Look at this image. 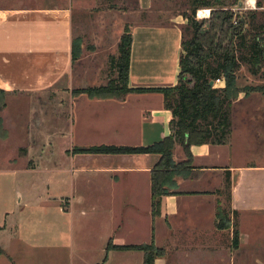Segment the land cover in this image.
<instances>
[{
  "label": "crops",
  "instance_id": "obj_1",
  "mask_svg": "<svg viewBox=\"0 0 264 264\" xmlns=\"http://www.w3.org/2000/svg\"><path fill=\"white\" fill-rule=\"evenodd\" d=\"M75 2L0 0V89L8 96L16 92L69 96V127L59 128L61 118L51 127L61 135L67 133L69 148L146 147L170 137L172 116L164 109L161 94L129 93L108 99L73 94L100 87L84 83L100 80L94 68L83 74L74 70ZM173 24L132 29L129 88L176 85L181 30L178 22ZM117 56L116 47L115 54L107 57L108 66ZM169 65L172 75L165 81ZM140 68L156 70L154 85L138 76ZM105 76L110 80L117 74L113 70ZM20 125L16 123L15 129ZM90 134L105 138L96 141ZM228 146H192L190 168L174 177L173 194L161 198L155 217L151 172L159 161L157 155H66L65 146L61 153L69 167L67 162L53 165L41 154L33 168L14 169L9 164L13 178L34 173L43 179L38 194L30 188L17 189V198L0 201V264H143L141 251L107 250L109 242L114 246L153 243L164 250L154 264H264V246H249V236L240 231L241 252L234 253L230 218L239 213L264 214V159L259 155L258 163L232 165L230 154L223 160L222 149ZM172 153L177 163L187 159L177 143ZM220 212L229 216L227 230L216 227Z\"/></svg>",
  "mask_w": 264,
  "mask_h": 264
},
{
  "label": "rangeland",
  "instance_id": "obj_2",
  "mask_svg": "<svg viewBox=\"0 0 264 264\" xmlns=\"http://www.w3.org/2000/svg\"><path fill=\"white\" fill-rule=\"evenodd\" d=\"M75 1L78 6L75 7L73 14V40H78V54L77 59L73 61V66L78 74L89 73L90 69L94 68L100 80L84 83L96 86H105L110 80L116 79H106L105 74L113 72L112 69L109 71L107 57L115 54L117 43L126 26L131 33L135 26L172 27L173 22L176 21L182 30L187 26L186 17L191 14L193 8L192 0H74L76 5ZM203 1L209 2L213 8L198 6L195 19L204 22V29L208 30L213 20L212 10L216 12V15L218 12H227L225 16L223 15V20H227V23L220 36L226 44L234 38V44L237 43L235 47L238 50L236 55L240 62L235 76V87L238 93L234 99L231 114L230 146L222 149L223 160L225 155L230 154L232 165L258 163L259 155L264 159V56L260 62L251 59L245 62L243 58H249V47L254 41H257L258 47L264 51V0H221V4H216L215 0H200V2ZM203 9L209 10V15L206 18H199L198 12ZM232 27L234 31L230 32L228 29ZM240 32L247 39L241 46L239 42L242 40L240 37L237 38ZM139 71L138 76L146 81L144 83L154 85L152 73L156 70L151 68L145 72L140 68ZM165 74V81H169L172 75L170 65ZM223 86V83H216L215 88ZM76 91L78 90L73 92ZM68 98L69 96L60 95V93L16 92L6 95L5 107L0 111L1 202L16 196L17 189L19 191L30 188L32 192L36 191L38 194L42 188L41 179L43 178L34 173L19 179L13 178L8 173L9 164L14 169L33 168L39 163L40 154L44 157L48 156L53 165L67 162L61 149L68 147L70 139L67 138V133L61 135L51 127L55 125L58 118L62 121L57 123L59 128L69 127ZM98 115H100L98 112L94 113L95 117ZM16 123L21 124L18 129H15ZM89 136L96 141L105 138H102L101 134ZM43 140L45 145L41 144ZM71 152H79V149L70 147L65 154L69 155ZM155 155L159 156L157 163L159 164L162 157L159 154ZM67 163L69 167V162ZM183 169L185 168L180 167L174 173ZM20 186L24 188L20 189ZM225 198L226 193H223L220 199L223 206ZM230 218L231 224L238 232L249 236V246H264V214L239 213ZM249 246L244 245V248ZM238 249L239 245L235 246L234 243V253H240Z\"/></svg>",
  "mask_w": 264,
  "mask_h": 264
},
{
  "label": "trees",
  "instance_id": "obj_3",
  "mask_svg": "<svg viewBox=\"0 0 264 264\" xmlns=\"http://www.w3.org/2000/svg\"><path fill=\"white\" fill-rule=\"evenodd\" d=\"M221 4V0H215ZM134 4L136 2L134 1ZM191 14L186 17L187 26L181 30V52L178 59L179 72L177 83L174 86L158 88H129V69L132 35L126 26L118 43V56L109 60L110 70L117 74L115 80L107 85L78 90L74 95L86 94L90 99L124 98L129 93H158L163 97V107L171 113L169 124L171 136L163 141L146 147L127 146H96L79 150L80 153L97 155L122 154H159L162 160L156 169L151 172V209L155 217L160 211V200L163 196L173 194L170 189L175 187L174 173L176 169H185L191 166L190 148L201 145H226L232 134L231 114L234 99L238 90L235 87L236 72L240 67L237 57V48L234 38L228 44L224 43L220 34L227 23L224 14L227 12L211 11L213 20L208 30L204 29V22L195 19L198 6L212 9V5L200 0H192ZM222 6V5H220ZM224 15V16H223ZM231 19V18H229ZM216 21V22H213ZM234 31V27L228 29ZM227 31V30H226ZM225 31V32H226ZM223 35V34H222ZM234 36V32L232 33ZM237 38L241 46L247 41L246 36L240 32ZM247 43V42H246ZM249 58L260 62L263 58V49L254 41L249 47ZM78 40L72 41V62L77 59ZM217 81L224 86L215 88ZM213 82V86H210ZM7 93L0 89V111L5 107ZM1 130V127H0ZM179 144L187 159L183 163L173 161V148ZM216 227L226 230L230 227L229 216L220 212L217 216ZM233 241L238 244V231L234 229ZM107 250L115 251H141L144 255L143 264H154L157 258L164 256V250L157 248L153 243L129 246H114L111 242ZM3 251L0 249V255Z\"/></svg>",
  "mask_w": 264,
  "mask_h": 264
},
{
  "label": "bare ground",
  "instance_id": "obj_4",
  "mask_svg": "<svg viewBox=\"0 0 264 264\" xmlns=\"http://www.w3.org/2000/svg\"><path fill=\"white\" fill-rule=\"evenodd\" d=\"M208 15H209V10L207 9L199 10L198 12L199 18H206Z\"/></svg>",
  "mask_w": 264,
  "mask_h": 264
},
{
  "label": "water",
  "instance_id": "obj_5",
  "mask_svg": "<svg viewBox=\"0 0 264 264\" xmlns=\"http://www.w3.org/2000/svg\"><path fill=\"white\" fill-rule=\"evenodd\" d=\"M210 86H213V82H210V84H209Z\"/></svg>",
  "mask_w": 264,
  "mask_h": 264
},
{
  "label": "built area",
  "instance_id": "obj_6",
  "mask_svg": "<svg viewBox=\"0 0 264 264\" xmlns=\"http://www.w3.org/2000/svg\"><path fill=\"white\" fill-rule=\"evenodd\" d=\"M217 83H223V82L217 81Z\"/></svg>",
  "mask_w": 264,
  "mask_h": 264
}]
</instances>
